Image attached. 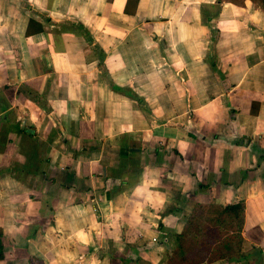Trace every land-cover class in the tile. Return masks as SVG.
Wrapping results in <instances>:
<instances>
[{"label":"crops","instance_id":"crops-1","mask_svg":"<svg viewBox=\"0 0 264 264\" xmlns=\"http://www.w3.org/2000/svg\"><path fill=\"white\" fill-rule=\"evenodd\" d=\"M237 201L240 250L200 264H264L255 3L0 0V264H164Z\"/></svg>","mask_w":264,"mask_h":264},{"label":"trees","instance_id":"trees-1","mask_svg":"<svg viewBox=\"0 0 264 264\" xmlns=\"http://www.w3.org/2000/svg\"><path fill=\"white\" fill-rule=\"evenodd\" d=\"M233 3H240L242 0H228ZM253 3H255L260 9L264 11V0H250ZM40 31V29H38ZM29 33V31L26 30V33ZM111 89H113L116 92H121L125 96H129L136 101H138V98H136L135 95L121 91L115 86L111 85ZM214 214L215 218L214 220H221L224 219L227 220V225L229 228V231H231L230 234H226L227 238L224 240V248L225 251L222 250H213L211 247V243L209 241L200 242V240H194V236L190 235L188 238V232L189 228L185 227V229L178 234H175V240L178 243V251L173 252L171 254H167L165 258L164 264H200V263H206L211 262L216 259H231L232 255L237 253L240 250V243L242 241L241 237V229H242V222H243V209L244 205L242 201H237L230 204H225L224 206H217ZM189 225H192L194 220L190 219L187 222ZM193 226V225H192ZM232 238L235 240L234 245H231L230 239ZM185 241V245L183 246L181 243L182 241ZM217 240V239H216ZM208 246L207 250H204L205 246ZM210 248V249H209ZM213 251V252H212ZM2 258L1 253V245H0V259ZM29 264H32L31 258L28 262Z\"/></svg>","mask_w":264,"mask_h":264},{"label":"rangeland","instance_id":"rangeland-1","mask_svg":"<svg viewBox=\"0 0 264 264\" xmlns=\"http://www.w3.org/2000/svg\"><path fill=\"white\" fill-rule=\"evenodd\" d=\"M136 98H138V101L136 102L138 104H142V100L138 96H136ZM121 144L122 143H120V145ZM135 145L141 146L138 143L137 144L135 143ZM104 147H105L104 148L105 150L106 144H104ZM56 176L58 180L62 178V176L58 173H56ZM82 184L83 182L78 183V187H81ZM215 210L216 209L211 208V207H207L204 209L196 208L195 210H192V212L190 213V215L187 216V219H186L185 226L189 228V232L186 238H188L190 235H193L194 240H200V242L209 241L212 244L210 248H212L213 250H216V249L222 250L224 252L225 248H224L223 242L227 238L226 234L229 228L227 225V221L214 220ZM190 219L194 220L195 222L192 224L193 226L187 223L188 222L187 220H190ZM174 236L175 235H171L170 237L165 238L166 241L164 242V248H163V251H164L163 253L165 254V258L167 254L172 255L173 252L178 251V243L176 242ZM229 239H230L231 245H234L235 240L232 238H229ZM185 243L186 242L183 240L181 244L184 246ZM207 249H208V246L206 245L204 247V250H207ZM31 262L32 264H42V261L39 258L34 257V256L31 257Z\"/></svg>","mask_w":264,"mask_h":264}]
</instances>
